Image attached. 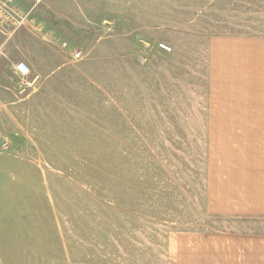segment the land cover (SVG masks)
Here are the masks:
<instances>
[{"label": "rangeland", "instance_id": "1", "mask_svg": "<svg viewBox=\"0 0 264 264\" xmlns=\"http://www.w3.org/2000/svg\"><path fill=\"white\" fill-rule=\"evenodd\" d=\"M16 4L22 23L0 20V264H174L183 232L264 231L215 214L206 186L236 111L234 59L213 65L210 41L263 34L264 0ZM17 61L23 86L5 76Z\"/></svg>", "mask_w": 264, "mask_h": 264}, {"label": "crops", "instance_id": "2", "mask_svg": "<svg viewBox=\"0 0 264 264\" xmlns=\"http://www.w3.org/2000/svg\"><path fill=\"white\" fill-rule=\"evenodd\" d=\"M223 39H234V46L211 39L210 59L225 67L234 59L236 111L220 118L223 125L212 140L220 158L210 166L206 186L215 214L264 220V33ZM179 237L186 241L165 244L178 261L174 264H264V231H195Z\"/></svg>", "mask_w": 264, "mask_h": 264}, {"label": "built area", "instance_id": "3", "mask_svg": "<svg viewBox=\"0 0 264 264\" xmlns=\"http://www.w3.org/2000/svg\"><path fill=\"white\" fill-rule=\"evenodd\" d=\"M16 5V0H0L1 22L10 24L14 27L22 23L24 15L19 12ZM159 47L165 51L170 50V47L164 43L159 44ZM72 55L78 58L80 56V51L75 50ZM29 73V67L22 61L15 62L7 71L8 78L17 86H23L26 83Z\"/></svg>", "mask_w": 264, "mask_h": 264}]
</instances>
